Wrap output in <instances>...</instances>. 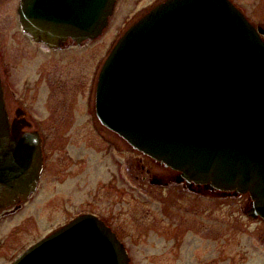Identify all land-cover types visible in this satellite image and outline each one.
Segmentation results:
<instances>
[{
    "label": "water",
    "instance_id": "1",
    "mask_svg": "<svg viewBox=\"0 0 264 264\" xmlns=\"http://www.w3.org/2000/svg\"><path fill=\"white\" fill-rule=\"evenodd\" d=\"M116 2L23 0L20 11L37 41L60 46L99 37ZM261 31L231 0H163L112 48L95 104L100 121L134 149L179 171L189 185L249 195L247 213L264 219ZM42 167L39 134L10 123L0 74V206L27 199ZM15 264L129 263L112 229L85 214Z\"/></svg>",
    "mask_w": 264,
    "mask_h": 264
},
{
    "label": "rangeland",
    "instance_id": "2",
    "mask_svg": "<svg viewBox=\"0 0 264 264\" xmlns=\"http://www.w3.org/2000/svg\"><path fill=\"white\" fill-rule=\"evenodd\" d=\"M158 1L160 0H118L109 24L100 37L80 48H68L59 52L39 48L33 49L32 55L30 41L23 37L18 24L11 23L12 26L6 29L0 26V68L9 105L18 106L17 102H10L15 95L14 99L22 103L29 113L31 111L37 120L58 119L65 108L78 114L85 109V103L88 104V110L93 109L94 79L106 55L126 27ZM232 1L248 19L264 26V0ZM2 9L0 6V11ZM3 13L8 14L9 9L4 8ZM2 17L7 16L0 13V19ZM30 55L39 57L30 61ZM39 58H42L41 61L32 71ZM30 71L33 72L31 77ZM47 77L56 84L73 81L70 85H62L65 89H72V92L68 96L64 95L60 89L63 87L50 85ZM41 84L45 86L41 87ZM34 99L38 101L34 102ZM32 103L34 109L31 107ZM62 130L73 135L78 128H42L43 132L52 131L57 136L62 135ZM103 133V129L99 128L98 135L102 137ZM55 154L59 152L56 151ZM135 160L136 154L132 149V165ZM133 166L129 182L126 184L119 180L120 184L115 183L116 186L112 189L109 184H103V181L109 182L113 178L117 163L108 162L105 153L100 151L96 179L98 203L113 208L118 229L122 232H143L150 235L148 240L133 236L132 241L136 246L157 248L162 264H264V220L253 218L245 212L249 204L245 196L215 197L211 194L179 191V187H156L148 179L137 178L145 173L140 172L137 163ZM86 191L84 187L82 202H77L82 206L72 207L70 202L62 204L51 199L48 205L50 207H47L43 206L46 190L42 188L25 207L24 213L17 217L20 219L28 212L32 214L30 244L63 223V220L49 218L46 208L50 212L63 213L66 210L64 220H69L74 213L90 208L93 203L94 193L89 195L87 202L84 199ZM113 197L120 198V203H113Z\"/></svg>",
    "mask_w": 264,
    "mask_h": 264
},
{
    "label": "flooded vegetation",
    "instance_id": "3",
    "mask_svg": "<svg viewBox=\"0 0 264 264\" xmlns=\"http://www.w3.org/2000/svg\"><path fill=\"white\" fill-rule=\"evenodd\" d=\"M22 1L23 0H0V6L3 8L0 13L7 16L0 19V26L2 27V29H6L12 26L10 25L11 23L18 24L21 28V32L24 34L23 37H26L30 41L31 54V51L33 49L39 48L46 49L50 52H59L68 48H80L84 44H88L94 40L90 39L82 42H77L76 40L70 38L60 46H50L44 41H37L33 37V35H31L24 29L22 23V14L20 11ZM6 7L9 9L8 14L3 13L4 8L6 9ZM146 12H144L143 14H145ZM252 22L257 28H264L262 23H256L255 21ZM262 37L264 38L263 33ZM108 54L106 55V57L108 56ZM32 55H30V61H32L36 57H39L38 55L31 57ZM41 59L42 58H39L34 63L32 71L35 66L39 64ZM104 61L102 62L101 67ZM101 67L96 74L93 84V109L88 110L87 103H85L83 106L85 107V109L83 108L84 110H81L80 112H78V114H73L74 111L65 108L63 110V113H61L60 118L58 119H35L31 111L29 113L28 110L22 105V103L14 99L15 95L13 97V100L10 102H13L14 104H16L17 102L18 106L11 107L9 105L8 98L5 94L4 89L6 108L9 114L11 125H19L23 127L25 131L37 132L40 136L43 154V167L40 173L37 188L27 199L12 205L4 207L0 206V264H15L23 254L30 250V247L45 239L46 237L52 235L55 231L72 222L79 216L85 214L95 215L112 229L114 235L117 237L118 241H120L125 250L126 258L129 264H162V258L160 254L158 255L157 248L139 247L136 246V244L132 241L133 236H138L140 240H148L150 238V235L148 233H130L120 231L117 225H115V212L113 211V208H111L110 205H100L98 203V182L96 179V169L100 151L105 153L108 162L111 163V161H116L117 163V169L115 171V174L113 175V178L109 182L103 181V184H109L112 189L116 186L115 183L120 184L118 182L119 180H121L122 183L126 182V184L129 182L130 171L132 168L134 169L133 165L137 163V166L140 168V172L145 173V175L143 174L142 176L138 175L137 178L148 179L150 184L156 187H179V191L190 192L192 194H211L215 197L245 196L247 198V201L249 200V197L247 195H235L234 192L231 191L212 189L205 184L192 183L189 185L186 181L180 180L181 176L179 171L168 167L161 162L156 161L154 158L133 149L131 144L127 140L104 125L97 116L95 104L96 87ZM32 71H30V77L33 73ZM46 79L52 86H62L66 83L70 85L73 82H62V84H56L54 83L55 81L51 78L47 77ZM42 86L45 85L41 84V87ZM60 89L62 90L64 95L67 96L70 94V92H72V89H65L64 87ZM33 101L37 102L38 100L34 99ZM31 107H34L33 103L31 104ZM24 118L27 119V124L23 122ZM55 126L78 128V131H75L74 134L71 135L66 130H62V135L60 136L55 135L52 131L51 133L42 131V128ZM99 128L103 129L104 131L102 137L98 135ZM86 129H90V131L88 132ZM99 139H101V141ZM132 149L136 154V160L133 165L131 163ZM56 151H58L59 154L56 155ZM112 164H114L113 166H115V163ZM84 187L87 189L86 195L84 197L87 202L89 201L88 198H90L89 195H93L94 193L95 199L93 200V203H91V205L89 204L90 208L81 209L79 212L74 213V215L69 220L65 221V209V211L63 210L65 213H60L55 211L50 212L45 207V212L46 214H48L49 218L59 221L63 220V223L30 244V216H32V214L28 212L24 216L20 217V219H18L17 217L21 216L24 213L25 207L33 200L35 196L39 194V191L42 188L46 190L43 206L50 207L48 206L49 202L51 201V199H53L54 202L57 201L62 204H67L70 202L72 207H76L77 205L82 206L81 203L77 204V202H82V198L84 196ZM122 190L124 191V189ZM114 197L113 203H120V198L117 197L118 199H114ZM90 202H92V200ZM249 207L250 202L245 208V212H247ZM64 208H66V206H64ZM90 235L97 237L99 236L98 233ZM146 245H148V243ZM93 250L95 253L98 252V242L95 244Z\"/></svg>",
    "mask_w": 264,
    "mask_h": 264
}]
</instances>
